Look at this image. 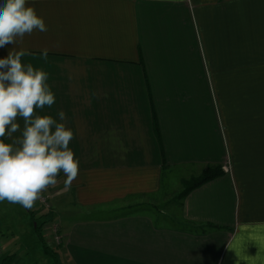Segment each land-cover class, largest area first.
I'll use <instances>...</instances> for the list:
<instances>
[{
  "label": "crops",
  "instance_id": "obj_1",
  "mask_svg": "<svg viewBox=\"0 0 264 264\" xmlns=\"http://www.w3.org/2000/svg\"><path fill=\"white\" fill-rule=\"evenodd\" d=\"M29 2L48 31L17 38L22 62L56 97L37 114L65 112L79 160L70 187L62 172L49 187L59 262L264 264V0ZM208 166L222 173L174 222L146 213L168 172Z\"/></svg>",
  "mask_w": 264,
  "mask_h": 264
},
{
  "label": "clouds",
  "instance_id": "obj_2",
  "mask_svg": "<svg viewBox=\"0 0 264 264\" xmlns=\"http://www.w3.org/2000/svg\"><path fill=\"white\" fill-rule=\"evenodd\" d=\"M45 19L29 0H0V49L11 45L0 58V201L31 209L42 194L57 184L64 174L70 187L79 174V160L69 146L74 132L63 122L66 114L58 112L59 121L51 115H39L38 109L51 108L55 93L48 84L49 73L23 63L28 50L18 47L34 32L45 33ZM49 48L41 49L48 58ZM23 119V129L17 118ZM21 136L6 142L14 133Z\"/></svg>",
  "mask_w": 264,
  "mask_h": 264
},
{
  "label": "rangeland",
  "instance_id": "obj_3",
  "mask_svg": "<svg viewBox=\"0 0 264 264\" xmlns=\"http://www.w3.org/2000/svg\"><path fill=\"white\" fill-rule=\"evenodd\" d=\"M196 176L186 175L179 170L168 172L164 177L163 191L153 200H149L147 209H145L146 213L151 215L157 223L167 225L174 222L171 215L173 211L177 214L181 199L180 193ZM41 198L44 199L43 202L36 201L31 209L8 201H0V247L8 253H13L18 264L54 263L53 258L44 253L42 244L32 229L33 224L30 216L38 219V223H43L41 233L45 243L57 252L59 245H55L52 231L53 229L59 231L60 226L53 216H50L53 213L51 211L55 199L49 188ZM28 211L32 214L29 215ZM59 264L64 263L59 262Z\"/></svg>",
  "mask_w": 264,
  "mask_h": 264
},
{
  "label": "trees",
  "instance_id": "obj_4",
  "mask_svg": "<svg viewBox=\"0 0 264 264\" xmlns=\"http://www.w3.org/2000/svg\"><path fill=\"white\" fill-rule=\"evenodd\" d=\"M222 173V169L220 166H208L204 168L196 177H193L188 183L189 185L183 189V191L180 193V197H184L189 191L192 189L202 185L203 183H206L216 177H218ZM29 215L32 214V212L28 211ZM31 217V223L34 233L37 236V239L42 244V249L45 254L52 257L54 260V263L52 264H59V257L55 250H52L48 245L45 243L44 237L41 233V228L43 223H38V219L35 217ZM41 217V216H40ZM44 222V221H42ZM0 264H8V259H1Z\"/></svg>",
  "mask_w": 264,
  "mask_h": 264
},
{
  "label": "built area",
  "instance_id": "obj_5",
  "mask_svg": "<svg viewBox=\"0 0 264 264\" xmlns=\"http://www.w3.org/2000/svg\"><path fill=\"white\" fill-rule=\"evenodd\" d=\"M43 200H44L43 198L40 199L41 202H43ZM52 233H53L52 239H53L55 245H60L61 244V240H62V236L60 234V230L56 231L55 229H53Z\"/></svg>",
  "mask_w": 264,
  "mask_h": 264
},
{
  "label": "bare ground",
  "instance_id": "obj_6",
  "mask_svg": "<svg viewBox=\"0 0 264 264\" xmlns=\"http://www.w3.org/2000/svg\"><path fill=\"white\" fill-rule=\"evenodd\" d=\"M46 212V211H45Z\"/></svg>",
  "mask_w": 264,
  "mask_h": 264
}]
</instances>
